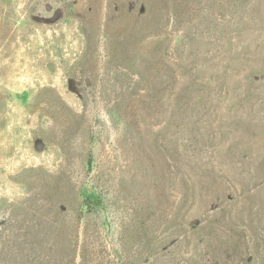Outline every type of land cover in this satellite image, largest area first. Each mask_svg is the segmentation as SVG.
<instances>
[{
  "label": "rangeland",
  "instance_id": "obj_1",
  "mask_svg": "<svg viewBox=\"0 0 264 264\" xmlns=\"http://www.w3.org/2000/svg\"><path fill=\"white\" fill-rule=\"evenodd\" d=\"M0 264H264V0H0Z\"/></svg>",
  "mask_w": 264,
  "mask_h": 264
}]
</instances>
